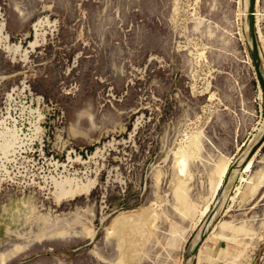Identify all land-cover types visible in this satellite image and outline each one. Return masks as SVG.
Instances as JSON below:
<instances>
[{"label":"rangeland","instance_id":"rangeland-1","mask_svg":"<svg viewBox=\"0 0 264 264\" xmlns=\"http://www.w3.org/2000/svg\"><path fill=\"white\" fill-rule=\"evenodd\" d=\"M200 1L203 25L192 17L197 0H0L13 44L28 48L43 19L56 25L27 61L0 38V132L19 140L7 155L0 137V174L13 181L0 177V264H118L109 233L121 215L142 217L130 233L134 264H185L226 178L213 197L217 167L245 158L264 125L238 17L245 0ZM256 2L264 35V0ZM258 48L264 62L259 39ZM35 111L45 118V156L30 127ZM193 142L182 184L174 164ZM76 158L86 164L69 163ZM253 159L225 190L213 237L190 264H264V145ZM86 172L97 181L92 194L58 204L51 179L86 181Z\"/></svg>","mask_w":264,"mask_h":264},{"label":"bare ground","instance_id":"bare-ground-1","mask_svg":"<svg viewBox=\"0 0 264 264\" xmlns=\"http://www.w3.org/2000/svg\"><path fill=\"white\" fill-rule=\"evenodd\" d=\"M183 1V0H182ZM201 1L200 0H197L196 4H195V11H194V14L192 15V17L195 19V21H198L200 20V17H198V14H197V6L199 5ZM257 8V2H256V6H255V21L257 20L258 18V11L256 10ZM178 10H176L177 12ZM246 14V17H247V0H245V5H244V16ZM246 17L244 19V22H245V28L246 27ZM0 20H1V16H0ZM256 24V22H255ZM55 27L56 25L53 24L48 18L46 19H43L41 21H39L34 27H33V32H34V40L31 41L29 43V46L28 48H24L21 44H13L11 41H10V36L9 34L6 33L5 31V28L4 27H0V38H1V42L3 43V46H4V50L6 51V53L10 54L13 58L17 57V56H20V58L23 59V61H27L28 58L30 57V53L34 52L38 47L44 45L47 41V37L48 35H53L54 32H56L55 30ZM259 37V35H258ZM260 39V38H258ZM260 42H262V40H259ZM263 55V54H262ZM196 58L195 59H200V60H203L205 58V52L202 51V52H199V53H196L195 54ZM156 58V57H155ZM154 56L151 57V60L155 59ZM194 59V60H195ZM207 59V58H206ZM205 59V60H206ZM196 62V61H195ZM198 63L199 60H198ZM206 63V62H205ZM196 75V74H195ZM208 88V86H207ZM207 91V90H206ZM9 98H12V95L9 96ZM213 100V98H211ZM42 98L39 97L38 98V102H41ZM211 100V101H212ZM25 112V111H24ZM36 112V111H35ZM41 117H42V114H41ZM44 118V117H42ZM14 121V120H13ZM35 122V121H34ZM43 122V121H42ZM4 123V122H3ZM6 125V124H5ZM1 127V126H0ZM16 127V126H15ZM42 127V126H41ZM41 127H37V130L39 133H43L42 131H44V129H42ZM4 128V127H3ZM6 128V127H5ZM2 129V127H1ZM15 131V130H14ZM13 130H6V131H2L0 132V137H3L4 141L3 144H2V152H4V154H7L9 151L13 150L15 147H16V144H17V141H19L17 138H16V134ZM264 134V125H263V128L260 130L259 132V137L258 139H260L262 137V135ZM18 135V134H17ZM8 136V137H7ZM36 140V139H35ZM33 140V141H35ZM32 141V140H31ZM21 142V141H20ZM19 142V143H20ZM256 142V141H255ZM32 143V142H31ZM195 142H193L191 144V146L189 147V150L187 152L184 153L183 156H180V158H176V161H175V164H174V169H175V177H176V180L180 183L183 184V182H181V179L184 178L186 179L187 178V167H186V164H187V161L191 158H194L196 156V152H197V149L195 148L194 146ZM1 146V144H0ZM27 147V146H26ZM22 148V147H21ZM19 148V149H21ZM246 150V149H245ZM14 151V150H13ZM22 151V150H21ZM15 152V151H14ZM15 153H18V150L17 152ZM3 154V153H2ZM8 155V154H7ZM19 155V154H18ZM26 155V154H25ZM22 156V155H21ZM20 156V157H21ZM255 156V155H254ZM6 156H4L5 158ZM19 158V157H18ZM253 158V157H252ZM251 158V159H252ZM6 159V158H5ZM250 159V161H251ZM79 163L80 165H85L86 163L82 162V160H79L78 158H76L75 161H72L71 159H69V163ZM93 161V160H92ZM248 161V162H250ZM255 161V159H254ZM254 161L250 164V166H248L245 171L243 172V175L246 174V173H249V171L251 170V167L254 163ZM248 162L246 163V165L242 168V170H238L236 168V170H233L232 171V174H231V177L228 179V182H227V185L225 186V184L223 183V186H222V189H225V190H228V186L230 185V182L234 179V177L236 175H241V172L244 170V168L247 166ZM10 163V162H9ZM232 162H230V164L226 167V168H219L218 169V175H219V180L223 181V179L225 178L227 172H228V168L230 167ZM240 164V162H239ZM238 164V165H239ZM60 165V164H59ZM59 165H56V169L58 170L59 168H63V169H67L68 166H59ZM66 171V170H65ZM64 171V172H65ZM56 172V171H55ZM57 173V172H56ZM88 173V176L87 178L85 179L86 181H82L80 179H77V178H70V177H67V178H64L63 180L59 181L55 178H52L51 179V182H52V185H53V192H51L52 196H54L55 200L58 202V204H62V203H65V202H68L70 200H75V199H78V198H82V197H85L86 195L87 196H90L92 194V192L95 190L96 186H97V181L95 180H90L89 179V176L90 172H86ZM90 173V174H89ZM71 175V174H70ZM87 175V174H86ZM74 176V175H72ZM63 177V176H62ZM240 178V177H239ZM226 179V178H225ZM245 181V178L242 177L241 181H239L238 183L241 185L243 184ZM217 184V183H216ZM50 185V184H49ZM240 185H238L240 187ZM52 188V187H51ZM217 190L220 188V183H218L217 185ZM221 189V191H222ZM239 190V188H238ZM237 191V189H236ZM223 199L226 198V194H227V191H223ZM237 193V192H236ZM224 201V200H223ZM213 202V201H212ZM212 202L210 203V205L204 209L202 212H201V218H200V221H202V219L204 217H206V215L208 214L210 208H211V205H212ZM141 216H134V215H131V216H127V215H121L119 218L116 219L115 223H114V226H113V229L110 231L109 233V236H112V238H114L117 243H118V251H120V259H119V262L118 264H134L136 263L135 261L137 260L136 259V255L138 254V252L140 251H136L137 254L134 255V249L137 250L136 248V243H137V240L136 242L134 240L131 239V234L132 232L135 234L138 233V230L139 227L141 228V224H142V221H141ZM144 218V217H143ZM147 220L146 221V224H149V226L151 224H153L154 222H156V219H157V216L155 214V211L152 209H149L147 211V215L146 217ZM198 222V223H199ZM136 224V228L133 229V225ZM141 225V226H140ZM152 226V225H151ZM215 228V227H214ZM125 229H130V231H126ZM148 229V228H147ZM214 231V230H212ZM131 233V234H130ZM213 233V232H212ZM140 234V233H139ZM215 234V233H214ZM134 237V236H132ZM138 239V238H137ZM208 240V239H207ZM64 241H71V239L69 240H64ZM207 242V241H205ZM204 242V243H205ZM202 249V248H201ZM200 249V250H201Z\"/></svg>","mask_w":264,"mask_h":264},{"label":"water","instance_id":"water-1","mask_svg":"<svg viewBox=\"0 0 264 264\" xmlns=\"http://www.w3.org/2000/svg\"><path fill=\"white\" fill-rule=\"evenodd\" d=\"M255 6L256 0H247V17H246V33L248 36V44H249V52L250 57L254 66L255 74L257 80H259L260 87L262 89L263 100H264V62L261 56V52H259L258 48V37L255 28ZM264 145V134L262 137L252 145L246 152V156L243 159L236 161L229 169L226 179L224 180L225 186L227 185L228 179L231 177L232 171L242 170V168L246 165L248 161L259 151V149ZM240 162V164H239ZM239 164V165H238ZM232 182V181H231ZM230 182V183H231ZM225 189H222L218 196L216 197L212 208H210L209 213L205 217V220L194 240L193 245L188 250L187 255L185 257V264H190V262L196 258L198 250L201 248L203 243L205 242L208 235L211 233L212 228L214 227V222L216 221L217 216L220 213V210L223 205V199Z\"/></svg>","mask_w":264,"mask_h":264},{"label":"crops","instance_id":"crops-1","mask_svg":"<svg viewBox=\"0 0 264 264\" xmlns=\"http://www.w3.org/2000/svg\"><path fill=\"white\" fill-rule=\"evenodd\" d=\"M260 16H261V15H260V11H259V22H260ZM238 17H239V18H242V19H245L246 14H245V16H244V10H243V12L239 10V15H238ZM197 23H198V25H203V24H205L206 22H205V20H203V19L200 17V20L197 21ZM255 28H256V27H255ZM256 32H257V34L259 35V37H258V38H260L259 40H262V42H264V35H263V32L260 31V28H256ZM212 97L214 98L215 96L212 95V96L210 97V99H211ZM194 146H195L196 149H198V147H197L198 145H197L196 143L194 144ZM231 160H232V158H229V159L226 160V163H224V164L221 165V166H218V167H217V173H218V169H219V168H226L227 165H229V163H230ZM253 161H254V159L251 160L250 163H248L247 165H250ZM252 168H253V167H252ZM251 171H252V169H251ZM251 171H250V173H251ZM218 177H219V175H218ZM219 178H220V177H219ZM245 181H246V180H245ZM220 182H221V180L218 179V182H217V184L215 185V192H214V194H213V197H214V196L216 195V193L218 192L216 187H217L218 183H220ZM233 201H234V199H233ZM233 201H232V202H233ZM211 202H212V200H211ZM211 202H210V203H211ZM210 203H209V204H210ZM209 204H208V205H209ZM208 205H207V206H208ZM207 206H206V207H207ZM205 209H206V208H205ZM211 237H213V233H211V235H210L209 238H211Z\"/></svg>","mask_w":264,"mask_h":264},{"label":"built area","instance_id":"built-area-1","mask_svg":"<svg viewBox=\"0 0 264 264\" xmlns=\"http://www.w3.org/2000/svg\"><path fill=\"white\" fill-rule=\"evenodd\" d=\"M37 114H38V117H39V121L37 122V125H30V127H31V129H32V131H33V136H35L36 137V139H41V141L40 142H42V144H41V146H42V148H41V152H44V148H45V146H44V143H43V133H39L38 132V130H37V127H41V125H42V121H44V119L45 118H42L41 117V112H36ZM42 128V127H41ZM6 130H11L10 128L8 129V128H6ZM43 132V131H42ZM17 139H18V137H17ZM69 155H71V154H69ZM43 156H45V152H44V154H43ZM53 161V160H52ZM56 165H59V160L56 162V163H54V166H56ZM60 167H61V165H59ZM59 170V169H58ZM2 176H5V177H7L8 178V180H7V182L9 183V184H11V183H13V181H12V177L10 176V175H3V174H0V177H2Z\"/></svg>","mask_w":264,"mask_h":264}]
</instances>
